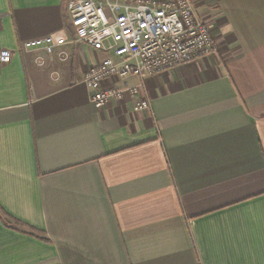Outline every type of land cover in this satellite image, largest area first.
<instances>
[{"label":"crops","instance_id":"obj_1","mask_svg":"<svg viewBox=\"0 0 264 264\" xmlns=\"http://www.w3.org/2000/svg\"><path fill=\"white\" fill-rule=\"evenodd\" d=\"M192 1L216 52L96 108L67 0H0V264H264V0Z\"/></svg>","mask_w":264,"mask_h":264},{"label":"built area","instance_id":"obj_2","mask_svg":"<svg viewBox=\"0 0 264 264\" xmlns=\"http://www.w3.org/2000/svg\"><path fill=\"white\" fill-rule=\"evenodd\" d=\"M66 9L76 41L104 54L82 80L96 108L125 92L138 93L137 86H104L108 78H145L216 52L209 25L192 0H67ZM63 43L49 34L24 41L22 48L53 53ZM10 57V50L0 48V63ZM148 106L144 98L136 102V109Z\"/></svg>","mask_w":264,"mask_h":264},{"label":"trees","instance_id":"obj_3","mask_svg":"<svg viewBox=\"0 0 264 264\" xmlns=\"http://www.w3.org/2000/svg\"><path fill=\"white\" fill-rule=\"evenodd\" d=\"M0 219L1 221L5 224V225H9V223H7V220H9L10 222H13L15 224H21L18 220L13 219L12 217H10L4 210H2L0 208Z\"/></svg>","mask_w":264,"mask_h":264}]
</instances>
